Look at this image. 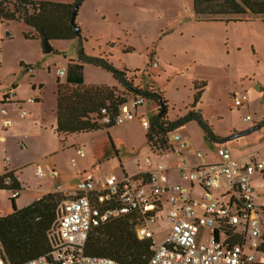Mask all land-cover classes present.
I'll list each match as a JSON object with an SVG mask.
<instances>
[{"label":"rangeland","instance_id":"rangeland-1","mask_svg":"<svg viewBox=\"0 0 264 264\" xmlns=\"http://www.w3.org/2000/svg\"><path fill=\"white\" fill-rule=\"evenodd\" d=\"M45 1L46 12L51 17L68 23L70 10L63 4L67 3L65 0ZM193 2L83 0L75 19L81 27V36L73 40H52L53 50L49 53L43 51L42 39L24 36V32L30 35L38 32L26 26L21 19H18L20 22H0V50L5 59L3 81L11 88L21 80L19 87L22 88L27 79L42 80L47 89L52 90L61 80L57 72L61 67L66 72L62 79L66 82L73 79L85 83H110L115 79L113 72L84 60L82 54L100 57L119 70L127 69L134 88L155 89L161 95L162 99L147 98L140 106V112L145 110L148 117L159 113L162 100H165L168 120H175L195 110L209 122L215 134L225 137L224 140L238 138L250 131L230 136L228 132L233 128L243 130L253 126L254 120H244L246 114L251 113L256 120L262 118L260 123H264V21L260 17L229 22L201 20L194 12ZM7 32L11 36H7ZM24 62H29L33 69L27 72ZM117 90L126 97V103L134 95L142 94L123 86H118ZM199 91L201 94L193 106ZM242 92L249 95L250 104L232 105V96ZM194 121L186 131L205 154H209V160L216 159L217 147L205 138L198 120ZM176 130L170 135L173 136ZM254 132L252 138L262 134L258 142H263L264 130ZM113 135L121 154L129 161L128 168H132V164L138 160L137 156L144 158L147 144L142 127L129 122L117 126ZM249 137L245 135L239 140L243 142ZM238 144L233 140L230 146L236 156H241L245 152L239 151L243 147ZM85 147L87 155L77 157L75 167H89L97 164L100 156L114 155L110 137L105 132L98 131L87 139ZM72 156L67 158L71 159ZM99 163L100 167L98 164L92 167L98 174L104 171L114 175L120 173L115 158L109 157V160ZM66 169L68 171L72 166ZM58 192L61 193L59 204L74 197L71 190ZM261 193L264 205V189ZM10 211L11 202L6 193L0 191V216ZM164 217L163 211L154 226L157 240L163 238L168 227Z\"/></svg>","mask_w":264,"mask_h":264},{"label":"built area","instance_id":"built-area-1","mask_svg":"<svg viewBox=\"0 0 264 264\" xmlns=\"http://www.w3.org/2000/svg\"><path fill=\"white\" fill-rule=\"evenodd\" d=\"M146 101L145 95H134L114 118L103 108L102 121L121 125L138 118L147 131L150 119L137 114V108ZM26 102L34 103L36 98L29 97ZM248 102L246 92L232 96L234 106ZM20 111L21 117L27 114L26 109ZM243 118L253 120L251 113ZM169 142L170 150L176 153L186 148L180 133ZM76 152L85 156L80 146ZM196 155L203 156L199 151ZM218 155V161L196 164L181 172L183 179L202 189L199 197L180 184L169 185L163 163L121 177L112 173L97 177L92 171L85 172L74 197L57 207L48 232L51 249L19 264H124L108 256L86 255L84 247L92 229L127 215L137 219L140 238L153 240L151 256L140 264H264V259H258L264 257V209L257 203L258 192L253 184L254 174L264 173V152L234 157L227 148L220 147ZM8 160V155L0 152V162ZM147 162L151 165L149 158ZM36 172L44 175L41 165H37ZM10 173L5 171L6 185L11 184ZM20 192L13 189L10 195L18 197ZM163 211L168 227L163 238L157 240L154 226ZM0 264H7L1 244Z\"/></svg>","mask_w":264,"mask_h":264},{"label":"trees","instance_id":"trees-1","mask_svg":"<svg viewBox=\"0 0 264 264\" xmlns=\"http://www.w3.org/2000/svg\"><path fill=\"white\" fill-rule=\"evenodd\" d=\"M69 10L68 23L54 19L46 12L45 0H0V22H20L38 33L26 38L49 40L73 39L77 37L71 16L75 5L83 0H65ZM193 9L197 18L206 21H245L260 17L264 21V0H194ZM32 10V11H31ZM253 16L252 18L246 16ZM81 36V35H79ZM84 60L107 67L113 72L114 78L127 90H135L148 99H162L155 90H143L133 87L127 75V69L115 68L107 59L82 54ZM118 86L106 84L86 85L82 80H69L58 83V123L56 131L63 135L88 134L109 128L112 124L102 121V109L106 108L114 118L127 102L126 97L119 93ZM201 91L197 92L194 105ZM162 100L159 113L150 119V127L146 132L150 146L158 151L170 149V133L191 120H198L204 130L205 138L217 140L209 122L201 113L192 110L175 120L166 118V104ZM11 184L6 185L7 174L0 176V189L11 191L22 189L19 181L11 171ZM61 201L60 192H49L32 203L18 208L16 197L10 196L13 211L0 216V244L3 247L7 264H19L31 258L47 253L51 249L48 232L56 219L57 207ZM137 219L127 215L92 229L85 242V254L89 256H108L124 264H140L152 254L153 240L140 238L136 232ZM258 259H264L259 256Z\"/></svg>","mask_w":264,"mask_h":264},{"label":"crops","instance_id":"crops-1","mask_svg":"<svg viewBox=\"0 0 264 264\" xmlns=\"http://www.w3.org/2000/svg\"><path fill=\"white\" fill-rule=\"evenodd\" d=\"M33 39L41 38L36 37ZM0 59V152L8 155L9 157L7 162H0V176L3 175L6 170H9L14 173L15 177L19 181L22 189L19 196L16 197V204L18 208L27 206L49 192L71 190V193L74 194L77 184L83 178L85 172L92 171L97 177H103L104 174L110 173L108 171H104L103 173L98 174L92 168L97 164L100 167L101 164L99 162L101 160L104 161L105 159L109 160V157L115 158L119 165L120 173L117 174L118 177L126 174H136L141 171V169L149 170L155 168L158 163H163L167 167L166 175L168 178L167 183L169 185L175 183L180 184L183 187L190 189L195 197H199L202 193V189L199 186L192 185L191 181L182 178L181 172L183 169L189 170L196 164H207L218 161L220 159L218 155V148L220 147L227 148L234 157L245 158L254 155V152L255 154H260L261 152L258 151L262 150L263 152L264 150V139L263 142H258L262 134H259L254 138L251 136L257 129L264 130V123H260L262 118L259 120L253 119V126L243 130L237 128L229 130L228 135L230 136L233 133L238 134L256 127L249 133L242 135H250V137L243 142L239 140L242 136L224 140L225 137L216 134L219 138L217 140H211L214 146L217 147V157L214 160L208 159L209 154H205L200 145L196 143L186 131L188 125L191 122H195L194 120L178 127L175 131L174 134L180 133L186 141L185 150L182 153H176L170 149L164 151L153 149L147 140V131L141 125L140 120L136 118L134 120L127 121L126 123L135 122L137 126L142 127L145 136V143L147 144V151L144 158L137 156L138 160L132 164V168H128L127 163H129V161H127L125 156L121 154V149L118 148L117 142L114 140L113 131L117 128V126H119L118 124L100 130L101 132H105V134L110 137L114 155L113 153H110L106 156L98 157L97 164L95 163L90 165L91 167H75L77 157L84 158L87 155L85 141L95 135L98 131L88 134L68 135H63L56 131L58 123V83L66 82L62 80L64 78L63 75L66 73L65 70L61 67L57 69L58 76L61 80L57 81L56 88H53L52 90L47 89L44 81H36L31 78L25 80V82L23 81L25 87H19V85L22 84V81L20 80L9 88L3 81L5 74V59L1 50ZM28 64L30 63L24 62V65L27 67V72L33 69V66ZM59 70H63L64 73L59 74ZM83 83L86 85L106 84L109 86H119V83L115 81V79H113L110 83ZM29 97L36 98V102H26V99ZM249 104L250 97L249 102L246 103V105ZM143 105H141V107ZM125 107L128 106L125 105ZM141 107L139 106L137 108L138 116L145 115L147 118L151 119L148 117L145 110H141L140 112ZM21 108L26 109L27 111V114L24 117L20 116ZM198 129H200L199 125ZM200 132L203 135V131L201 129ZM173 136L170 135V138L172 139ZM233 140L243 147V149L239 150L240 152H245L243 155L236 156L233 153V148L230 146ZM79 146L84 149L85 156L77 154L76 149ZM198 151L203 154L201 158L196 155V152ZM69 155H74V157L72 156L71 159H68L67 157H69ZM73 158H75L74 161L72 160ZM147 158L150 159L151 165L148 164ZM37 165L42 166L44 175L40 176L37 174ZM69 165L72 166V169L68 170L70 171V176L66 169V167L69 168ZM253 184L258 192L257 203L264 209V205L261 201L263 197V193L261 192L264 189V173H255L253 176ZM0 191L5 192L10 201V192L4 189H0ZM12 211H10V213Z\"/></svg>","mask_w":264,"mask_h":264},{"label":"water","instance_id":"water-1","mask_svg":"<svg viewBox=\"0 0 264 264\" xmlns=\"http://www.w3.org/2000/svg\"><path fill=\"white\" fill-rule=\"evenodd\" d=\"M78 9H79V4L75 5L74 7V10H73V13H72V16H71V22L74 24V27H75V30H76V33L77 35H81V28L79 25L76 24L75 22V19H76V16H77V12H78ZM7 36H11V33L10 32H7ZM42 42H43V51L46 52V53H49L53 50V46L51 44V41L46 37L44 36L43 39H42ZM256 128V127H254ZM253 128V129H254ZM253 129H249V130H246V131H243V132H240L238 133L237 135H241L242 133L244 132H249Z\"/></svg>","mask_w":264,"mask_h":264}]
</instances>
